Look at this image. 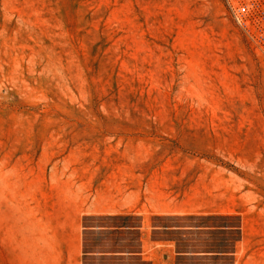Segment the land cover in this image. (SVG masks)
<instances>
[{
    "label": "rangeland",
    "instance_id": "374dc122",
    "mask_svg": "<svg viewBox=\"0 0 264 264\" xmlns=\"http://www.w3.org/2000/svg\"><path fill=\"white\" fill-rule=\"evenodd\" d=\"M140 127L171 129L153 157L192 161L195 206L251 208L193 239L264 242V51L223 0H0V264H68L80 184Z\"/></svg>",
    "mask_w": 264,
    "mask_h": 264
},
{
    "label": "crops",
    "instance_id": "0c3cea01",
    "mask_svg": "<svg viewBox=\"0 0 264 264\" xmlns=\"http://www.w3.org/2000/svg\"><path fill=\"white\" fill-rule=\"evenodd\" d=\"M131 130L136 137L116 142L141 146L137 157L119 151L122 157L96 160L80 184L89 201L68 264H264V242L193 239L197 216L211 224L243 221L251 208L242 206V192L211 184L209 205L195 206L192 161L153 157L168 153L155 146L170 144L171 129ZM227 229L232 235L236 228Z\"/></svg>",
    "mask_w": 264,
    "mask_h": 264
},
{
    "label": "built area",
    "instance_id": "2783aa9c",
    "mask_svg": "<svg viewBox=\"0 0 264 264\" xmlns=\"http://www.w3.org/2000/svg\"><path fill=\"white\" fill-rule=\"evenodd\" d=\"M236 23L264 51V0H223Z\"/></svg>",
    "mask_w": 264,
    "mask_h": 264
}]
</instances>
